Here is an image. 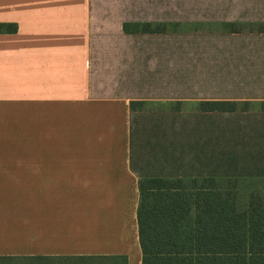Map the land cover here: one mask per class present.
I'll use <instances>...</instances> for the list:
<instances>
[{"label": "crops", "instance_id": "1", "mask_svg": "<svg viewBox=\"0 0 264 264\" xmlns=\"http://www.w3.org/2000/svg\"><path fill=\"white\" fill-rule=\"evenodd\" d=\"M230 22L264 0H0V257L141 264L140 178L264 179V110L147 107L264 101V32Z\"/></svg>", "mask_w": 264, "mask_h": 264}, {"label": "trees", "instance_id": "2", "mask_svg": "<svg viewBox=\"0 0 264 264\" xmlns=\"http://www.w3.org/2000/svg\"><path fill=\"white\" fill-rule=\"evenodd\" d=\"M179 23H124L126 32H165ZM230 31L264 32V23H222ZM16 30L14 23H0V31ZM170 110H180L174 101ZM248 100H201L196 110L205 112L247 111ZM264 104V101H260ZM145 101H131L132 110H143ZM264 110V106L259 108ZM224 180L238 178L144 177L138 181V239L141 264H264V201L250 193L246 204H238L234 186ZM42 262L51 258L38 257ZM14 257H0L11 264Z\"/></svg>", "mask_w": 264, "mask_h": 264}, {"label": "rangeland", "instance_id": "3", "mask_svg": "<svg viewBox=\"0 0 264 264\" xmlns=\"http://www.w3.org/2000/svg\"><path fill=\"white\" fill-rule=\"evenodd\" d=\"M192 28V26H190ZM170 106H174V103H151L148 104L147 107H159V108H169ZM185 108H195L196 105L194 103H183L181 105ZM264 104H260L259 102H253L248 107L251 108H261ZM223 186H228L229 188L234 186L238 193V204L240 206H244L246 204L247 197L250 193L259 194L264 201V179H238V181L233 180H224L220 183ZM24 188V190L22 189ZM14 191L19 194L25 193V187H14ZM24 192V193H23Z\"/></svg>", "mask_w": 264, "mask_h": 264}]
</instances>
